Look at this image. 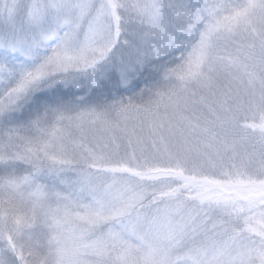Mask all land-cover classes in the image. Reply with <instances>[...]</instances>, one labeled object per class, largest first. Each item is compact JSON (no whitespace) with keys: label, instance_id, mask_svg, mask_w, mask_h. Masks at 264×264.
<instances>
[{"label":"snow or ice","instance_id":"1","mask_svg":"<svg viewBox=\"0 0 264 264\" xmlns=\"http://www.w3.org/2000/svg\"><path fill=\"white\" fill-rule=\"evenodd\" d=\"M0 264H264V0H0Z\"/></svg>","mask_w":264,"mask_h":264},{"label":"trees","instance_id":"2","mask_svg":"<svg viewBox=\"0 0 264 264\" xmlns=\"http://www.w3.org/2000/svg\"><path fill=\"white\" fill-rule=\"evenodd\" d=\"M130 30H131V29H130ZM140 86L142 87L143 84L141 83ZM72 91H75V89H72ZM122 95L127 96V95H131V93H122ZM134 102H135V98H134Z\"/></svg>","mask_w":264,"mask_h":264}]
</instances>
